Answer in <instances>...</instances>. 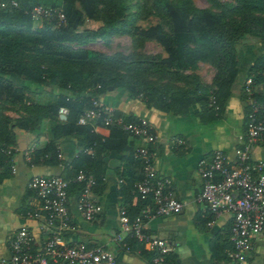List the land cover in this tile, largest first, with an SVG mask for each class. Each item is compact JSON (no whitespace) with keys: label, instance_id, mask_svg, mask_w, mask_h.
Wrapping results in <instances>:
<instances>
[{"label":"crops","instance_id":"obj_1","mask_svg":"<svg viewBox=\"0 0 264 264\" xmlns=\"http://www.w3.org/2000/svg\"><path fill=\"white\" fill-rule=\"evenodd\" d=\"M16 1L57 6L62 10V0ZM263 53L262 46L257 42L240 45L237 74L229 86L228 95L217 105L218 111L209 109L206 104L204 93L211 86V78L202 85L201 81L192 79L183 88L171 87L186 92L181 103L171 109L164 107L155 97L153 103L148 104L143 95H134L122 88L110 87L97 96L100 104L110 109L114 117L144 120L156 137L148 146L152 168L156 177L169 180L170 197L183 203L178 214L152 219L145 226L147 234L168 242L170 252L166 264H235L226 255L230 248V216L221 214L212 219L201 205L194 202L202 186L196 164L200 158L209 156L215 150L233 159L235 138L243 132L246 122L247 108L242 84L248 76L253 75L257 79L254 91L258 97L264 98V71H252L254 63ZM0 77L16 91L15 96H20L16 100L13 94L10 97L0 95V150L13 149L11 160L14 165V173L6 171L2 166L5 155L0 154V258L9 257L8 240L18 228L26 229L32 236L31 252L40 251L46 239L35 221L25 220L19 215L31 204L30 194L25 188L29 178L61 176L69 179L78 169H83L96 177L92 199L100 206L101 213L92 222H85L75 209V198L69 199L67 207L71 224L64 232L65 241L71 245H103L114 254L119 264H148L150 254L142 245L126 239L130 250L124 252L111 241V237L119 231V210L124 208L128 217L133 218L145 203L133 192V182L139 179V164L132 159V150L139 141L128 136L129 144L112 142L96 154L92 149H82L86 142L80 144L75 137L52 139L55 128L67 122L66 117L61 118L56 113V109L49 110L63 103L62 98L72 99V94L54 86L36 93L34 86L23 81L21 76L13 78L4 74ZM84 95L92 97L89 93ZM38 109L42 113L47 112L46 122H19L30 117V110L34 115ZM2 118L15 122H4ZM103 130L107 136L109 129ZM10 136L13 145L6 144L5 138ZM251 155L253 160L264 162V135L253 146ZM111 161L116 163L110 165ZM244 264H264V230L254 238Z\"/></svg>","mask_w":264,"mask_h":264},{"label":"trees","instance_id":"obj_2","mask_svg":"<svg viewBox=\"0 0 264 264\" xmlns=\"http://www.w3.org/2000/svg\"><path fill=\"white\" fill-rule=\"evenodd\" d=\"M237 1L238 7L223 5L224 9L220 6L222 9L218 14L206 10L193 14L173 2L153 0V7L160 10L166 18L167 32L158 25L143 30L133 26L132 21H123L124 0H62L61 12L65 22L55 27L54 21L41 20L40 22L49 24L46 28L36 29L32 27L33 21L23 14L25 9L33 5L58 10L60 8L40 3L22 4L17 1L18 9H0V75H12L13 78L21 76L23 81L34 86L36 93L46 87L54 86L72 94V99L62 98L63 103L60 102L59 106L49 110L50 112L57 110L60 106L68 109V114L65 116L67 123L55 128L52 139L72 136L77 138L80 144L86 142L82 145V149H92L97 154L112 142L128 143V135L116 128H109L106 136L103 134L104 128L99 123L95 134L90 132L88 126L76 125L83 104L87 102L84 97L88 95H84L85 93L97 97L108 87L122 88L131 94L143 95L148 104H152L155 97L164 107L175 108L186 96V92L173 90L166 84H153L150 79L144 77L145 74L150 72L179 76L182 72L191 70L197 62L208 61L214 68V75L210 88L204 93L206 104L209 109L218 111L217 105L226 98L229 86L236 77L240 45L255 40L264 51V20L246 17L245 9L242 7L249 9L247 0ZM228 13L234 14L237 19H229ZM84 19L89 21L98 19L100 25L94 30H84L79 33L76 28ZM10 34H16L17 38L8 37ZM115 35H128L132 38L137 36L139 39L137 42L153 41L162 48L165 56L105 55L99 52L71 50L65 45L72 42L82 44L97 39L104 41ZM33 44L37 45L34 51L30 48ZM87 65L88 68H84ZM252 71H264V53L254 63ZM248 77L252 79L255 97L259 102H264V98L258 97L254 91L257 79L253 75ZM17 90L21 92V89ZM14 92L16 91L0 77V95L10 97ZM13 98L19 100L20 96L14 95ZM211 99L215 103L214 106L210 105ZM69 100H73L72 103L68 102ZM39 110L34 112V115H31L33 111L30 110V117L22 118L19 122H46L47 112L42 113ZM4 122L15 121L6 119ZM5 139L7 145H13L11 136ZM3 157L2 166L9 171L7 161L11 158ZM94 178L96 180L95 176ZM78 187L76 184L68 186L69 199L76 197ZM138 245L141 246L139 243Z\"/></svg>","mask_w":264,"mask_h":264},{"label":"built area","instance_id":"obj_3","mask_svg":"<svg viewBox=\"0 0 264 264\" xmlns=\"http://www.w3.org/2000/svg\"><path fill=\"white\" fill-rule=\"evenodd\" d=\"M18 7L16 0H0V9ZM23 14L33 22L54 21L55 27L65 22L61 10L41 5L28 7ZM242 93L247 108L246 122L243 132L235 138L233 159L230 160L220 150L200 158L196 173L202 186L194 198V202L201 205L212 219L221 214L230 216V248L226 255L235 264L245 263L254 238L264 230V162L253 160L251 155L253 146L264 135V102H259L255 97L250 77L243 81ZM84 98L87 102L83 104L76 125L88 126L90 132L95 134L99 123L103 128H116L139 141L132 150V159L140 165V178L133 182V192L145 203L133 218L128 217L124 208L119 210V231L111 237V241L124 252L130 250L125 240L135 241L149 252L148 264H166L170 252L168 242L147 234L145 226L152 219L178 214L183 203L170 197L169 180L156 177L152 168L148 146L156 137L144 120L116 118L110 109L100 104L97 97ZM210 105H215L212 99ZM57 114L65 117L68 109L60 106ZM0 153L10 159L13 149H2ZM7 163L9 173H14L12 160ZM72 184L79 186L74 206L82 220L92 222L100 215L101 208L92 199L96 180L91 173L78 170L69 179L61 176H32L25 187L30 194L31 204L19 215L25 220L35 221L46 239L41 250L34 253L30 249L33 239L29 232L24 228L14 230L8 240L9 257L0 258V264H119L114 254L103 245H71L65 241L64 232L71 224L67 188Z\"/></svg>","mask_w":264,"mask_h":264},{"label":"rangeland","instance_id":"obj_4","mask_svg":"<svg viewBox=\"0 0 264 264\" xmlns=\"http://www.w3.org/2000/svg\"><path fill=\"white\" fill-rule=\"evenodd\" d=\"M177 4L178 6L188 9L190 13H197L201 10H206L212 14H218L223 5L224 6H232L238 7L239 2L237 0H166ZM153 0H124L122 5L123 10V21L130 22L132 21V25L139 29H148L149 27L158 25L160 26L164 32H167V23L166 18L163 13L154 8L152 5ZM222 6V7H220ZM248 7H242L245 9V16L251 19L256 20H264V0H247ZM224 8V7H223ZM225 9V8H224ZM190 14V15H193ZM100 18V15H98ZM228 18L232 20H236L234 14L228 13ZM49 23L47 22H33V26L36 29L46 28ZM100 25V21L97 19L96 21H89L84 19L81 25H78L76 31L81 33L84 30H94ZM75 26V25H73ZM52 27V26H48ZM8 37L16 39V34H10ZM138 37L128 36V35H115L111 36L107 40L97 39L95 41H89L87 43H70L65 44L69 46L71 50H85L87 52H99L105 55H113L119 54L124 56L130 55H147V56H165L162 48L153 41H142L137 42ZM255 40L246 41L250 42ZM31 50H35L37 45L30 46ZM20 55V53H18ZM145 65V64H143ZM84 68H88V65ZM212 75H214V68L208 61L197 62L196 66L191 68V70L186 71L185 73H181L179 76H173L172 74L167 75L165 73L161 74H145V78L150 79L154 84L162 85L166 84L167 86L183 88L186 83H189L193 80H197V82L201 85L205 81H209L210 78L212 80ZM201 78V79H200ZM195 85L197 84L194 82ZM204 84V83H203ZM187 87V86H186Z\"/></svg>","mask_w":264,"mask_h":264},{"label":"water","instance_id":"obj_5","mask_svg":"<svg viewBox=\"0 0 264 264\" xmlns=\"http://www.w3.org/2000/svg\"><path fill=\"white\" fill-rule=\"evenodd\" d=\"M108 89H111V88L108 87ZM62 117H63V116H61V118H62ZM113 163H116V161H111V162H110V165L113 164Z\"/></svg>","mask_w":264,"mask_h":264}]
</instances>
